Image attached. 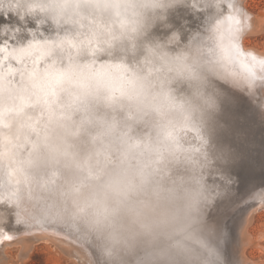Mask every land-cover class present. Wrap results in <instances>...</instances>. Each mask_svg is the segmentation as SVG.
<instances>
[{"label":"clouds","instance_id":"9594fccd","mask_svg":"<svg viewBox=\"0 0 264 264\" xmlns=\"http://www.w3.org/2000/svg\"><path fill=\"white\" fill-rule=\"evenodd\" d=\"M96 2L50 0L52 10L73 3L98 13ZM216 2L200 0L202 7H194L193 0H126L118 5L129 9L135 22L136 31L116 42L127 54L102 53L91 68L89 59L81 60L75 71L85 87L65 85L64 107L57 109L63 115L33 137L40 156L71 143L83 157L102 156L105 162L97 165L98 176H72L70 159L60 160V179L53 184L47 182L50 166L38 161L29 170L22 197L28 224L39 226L33 218L45 212L50 218H71L87 231L90 264H227L221 229L210 213L234 194L236 178L227 167L230 150L216 145L212 132L222 107L218 82L230 84L232 78L223 71L220 56L213 60L200 51L207 38L208 47L220 52L217 16L227 6L217 9ZM231 4L228 13L236 11L234 0ZM181 8L203 13L205 30L192 32L187 41L180 32L178 41L169 43L171 33L157 35L156 29L165 28L164 21ZM10 11L8 0H0V12ZM111 64L125 65L126 78L134 81L125 83L123 93L92 78ZM258 92L257 102L264 105V84ZM71 93L79 95L80 103H71ZM190 126L198 135L188 131ZM3 167L12 184L10 169L6 163Z\"/></svg>","mask_w":264,"mask_h":264},{"label":"snow or ice","instance_id":"6c2138e0","mask_svg":"<svg viewBox=\"0 0 264 264\" xmlns=\"http://www.w3.org/2000/svg\"><path fill=\"white\" fill-rule=\"evenodd\" d=\"M222 4L227 9L233 7L231 2L217 0L215 7L220 9ZM8 6L15 12L20 22L10 26H0V54H4V60L9 63L7 77L0 71V161H6L11 171L12 184L6 192H0V209L4 214L15 218L16 224H28L25 219L22 197L24 187L30 182L29 170L38 161L50 166L52 175L58 171L56 165L60 160L67 161L71 153L67 146L56 147L45 156L38 154L35 138H39L47 124L57 115V109L63 108L61 94L67 89L65 85L82 88L85 83L77 75L75 69L83 59H89L87 67L91 68L96 58L106 53L110 57L126 55V50L117 47V40L121 39L127 32H135V22L124 30L109 28L106 22L91 24L79 23L75 17L83 14L95 15L96 12L85 11L79 4L68 3L52 10L50 0H8ZM194 7H202L200 0H193ZM94 7L104 9L118 7L97 0ZM70 10L72 16L65 10ZM225 9V10H227ZM59 10L67 17L64 26L59 27L53 33L43 35L40 28L45 24H60L55 15L49 19L48 14ZM23 13V18H21ZM223 16L219 12L217 18ZM35 22L33 28H29V20ZM163 19V18H161ZM183 17L178 16L174 21H164V27L171 35L169 43H175L179 39V33L184 31ZM123 28V25L121 26ZM245 24L235 11L229 12L224 19H219L216 31L219 38L220 59L224 64L238 65L252 71L251 65L258 64L264 69V58L258 59L251 52L241 49L239 35L243 32ZM26 34V35H25ZM264 55V52H261ZM15 61L18 67H10ZM30 62V63H29ZM3 63V61H0ZM127 71L123 64H111L101 66L94 73L98 84L108 88L119 89L121 93L125 90V83L134 84L125 76ZM111 99V97H109ZM71 103H80V97L71 93ZM171 138L172 133H168ZM176 150H181L179 144ZM90 176H98L99 171L86 166ZM52 183L51 179L47 181ZM2 218V216H0ZM37 224L62 226L74 232L78 237L86 238V229L79 228L71 218L49 217L45 212L40 218H33ZM225 233H219L220 241ZM0 239L12 240L11 235L0 233Z\"/></svg>","mask_w":264,"mask_h":264},{"label":"bare ground","instance_id":"6f19581e","mask_svg":"<svg viewBox=\"0 0 264 264\" xmlns=\"http://www.w3.org/2000/svg\"><path fill=\"white\" fill-rule=\"evenodd\" d=\"M245 1L246 0H234V3L236 5L235 14H237L238 18L243 20V22L245 24V27L243 29L242 36H241V38L239 40V43H240V46L242 47L243 50L251 52L253 55H256L258 59H260L261 57H260L259 54L261 52H264V50L258 49L257 47H253V46H247L245 44V38H246V36L248 34L249 35L250 34L251 35H256V34L262 33L264 31V17H263V14H262V13H264V11H262V13L261 12L260 13H255L253 11L252 12L249 11L248 7L245 4ZM69 2H71V0H69ZM228 2H233V0H224V3H228ZM125 9H127V8H125ZM104 11H103V13L98 12L95 15H88V14H83V15L87 16L89 19L95 20L97 23H100L102 21L108 23L107 21L109 19H111V20L114 19V15H112L110 12H107V10H106V12H104ZM108 11H110V10H108ZM186 11L188 12V10H186ZM129 12H131V11L129 9H127L126 11H124V14H128ZM188 13H190V12H188ZM241 13H242V15H241ZM227 15H228V11L224 10L223 11V16H221L220 19L221 20L224 19V17L227 16ZM10 16H13V15H10ZM191 16H192L191 19L194 22L190 21V23H189V21L187 20L188 24L184 28V30L186 28L189 29L188 35L187 36L184 35V39L186 41L190 38L189 34L191 33V31L195 32V31H204L205 30V28H204V25H205L204 14L203 13H200L199 15L191 14ZM48 17H49V14H48ZM66 18L67 17H65V16H60L59 15V18L57 20H59L60 24L57 25L55 23V21H54L53 24H45V25H43L40 28L41 33L43 35H48L49 33H53L54 29L55 30H59V27L65 25ZM17 19H18L17 16H14L11 20H6V17L4 16L3 21L7 22V23H5L6 24L5 26H10V25H12L11 22H15V21H17ZM114 20H116V19H114ZM184 20H186V18H184ZM119 21H121V22L126 21V25H125V22H124V24H122L123 28L122 27L121 28H117V27H115L113 25H109V23L107 25H108L109 28L119 29L121 31L130 26V22L131 21L129 19L126 20L124 18L123 20L121 19ZM19 22L17 21L14 24H17ZM199 25H202V27H199ZM33 26H35V23L33 24ZM47 26L50 29H48ZM204 43L205 42L203 41L201 43V46H200L201 53L204 51V50L201 49V48L204 47V45H205ZM210 52L211 53L209 55H210L211 59L216 60V59L219 58V56H220L219 52H215L214 53L212 50ZM203 55H205V54L203 53ZM209 55H205V56H209ZM2 61H3L2 65H6V64L9 63L8 61L4 60V56L2 58ZM10 67L15 69L18 66L16 64H14V62H11ZM251 67H252V71L249 72L247 69L242 68V67H240L238 65L235 66V67H233V65H231V64H224L223 65V71L232 78L231 81H230V84H232L234 87H236V89H235L236 92H234V97H236V99L239 98L238 96L241 93V91H239V90H243L246 93L245 97L247 99L246 100L247 103L253 107L251 109V112H249L248 114H244V112L242 111L243 110L242 108H236L235 109L234 113H235V115H239L240 116L241 121H245V120L251 118V116H255V115H258V114L262 115L264 117V105H261L260 103L257 102V100H258L257 96L260 94L258 92V89H260L262 87V84H264V69H261L258 64H253V65H251ZM3 73H4L5 77H7V71H5ZM229 112H231V111H229ZM252 120L255 121L256 119H252ZM222 123L223 122H222V120H220V118L219 119L216 118L215 123H214V131L212 132V138H213L214 143L216 145L220 146L221 148L227 147V146L224 145L223 143L219 142V141H216V139L214 138V133H216L218 130H220V127L223 125ZM242 125H245V122ZM222 127H227V126L224 125ZM261 128H263V127L258 128L257 131L255 130V132H256L254 134V136H255V149H249V148L246 149V150L249 151L250 156L252 158L257 156L258 154L261 157L264 156V147H263L264 144L263 145L261 144L262 141L260 140V137L258 136V135H260L258 133L261 130ZM252 129H254V127ZM188 131H191L194 134L198 135V129H196L194 127L190 126L188 128ZM256 135H257V138H256ZM84 138H86V134H85ZM259 144H260V146H259ZM68 150L71 153V157H72V158H70V164L72 165V167L70 169H68V171H69V174L72 175V176H77V175L80 174V172L88 173V170H87L86 166H90L93 170H98L97 165L103 164L105 162L102 156H97L95 159H87V158L83 157L80 153H78L75 150V148L72 146L71 143L68 146ZM258 168H260V169L264 168L263 161H261L260 164H258ZM243 169H244V172H249L247 167H244ZM263 176L264 175H262V177ZM49 179H51L52 183L55 184L60 179V173L57 171L55 175H52V173L50 172L48 177H47V180H49ZM241 179H242V177H241ZM240 184H242V183H239L238 179H236L235 186L237 187ZM261 184L263 185L262 188H264V180L261 182ZM9 186H10L9 179H8V176L5 173V170H4V167H3V161H1L0 162V189H1L0 192H6ZM257 199L260 200L261 202H258ZM257 199L256 200L252 199V201H249V198L248 199H243V200L240 199L239 201H242V202L246 201V202L245 203L241 202L242 204L237 205V206L236 205L235 206L232 205L233 207H236L238 209L235 212L236 213L240 212L241 216L244 217V219H242L243 220L242 233H241L242 236H241L240 243L238 242L239 244L235 245V243H236L235 241L237 239H239L238 236L237 237L234 236L235 241H233L234 239H232V243H234L235 246L239 245L238 252L236 254L235 253L233 254L234 255L233 259H234V261H236V264H238L239 261L241 262V264H264V258L263 257H261L260 259H257V260H253V259H250L247 256L246 251H245L246 248L249 245L258 246L260 250L264 251V242H263L264 234L261 232L259 234L258 238L256 239L255 237L252 236L251 231L248 228L249 225L252 223L253 219L255 218V216H254L255 211H257L261 207L262 201H264V190H262V191L257 193ZM257 202H258V205L255 206V204H257ZM226 203H227L226 199L222 200L219 203L220 207L221 206H225ZM0 213H3L2 209H0ZM212 214H213V210L211 211L210 216ZM223 217H220V218H223ZM9 218H11V217L9 215H7V214H4V213L2 215V218H0V233H2L4 235H11L13 237V239L10 240V241L0 239V264L4 263L6 260H8L11 257L10 255L7 254V251H6L7 247H9L12 244H16V245L18 244L19 245V249H21V252H23L25 254L27 252V250L31 249L34 246L33 245L34 243L32 244V242H34V239L35 240L37 239V241H38L39 238H42V237L39 236L41 233H42V236L44 234H46L44 236H47V235L53 236L54 240L50 236L49 237L54 241V244H56L55 241H57V245H58L59 248H60L59 245L60 244L63 245V243H64L65 249L67 250V252L72 257L74 256V258H75V256H76L77 259H80L79 262H82L81 260H87V259H85V258L88 257V256H86V254H88V255L91 254L92 255L91 249L88 247V242L83 237H78V235L76 233H74V232L73 233H71V232L67 233L66 230H68V232H69V229H67V228H63L62 226H59V225L50 226V225H47V224H39V226H36L35 224H30V225H32V227H30L31 231H30V228L27 229L28 231H26V227H22V228L15 227V226H13L12 223H7L6 221H8ZM233 222H235V221H233ZM239 222H240V220H239ZM225 224L226 223H224L223 224L224 226L220 228L221 231H223L225 233L224 238L220 241L221 244H222L221 248H223V250H224V247H226V246H227V249H229L228 247L230 246V244L228 243V239L230 238V236H231V238H233V235L235 234V231H237V230H235L234 233H231V235L229 236L228 232H233V228H232V231H230L231 230V228H230L231 225L225 226ZM235 225H237V224H235ZM238 228L236 227V229H238ZM32 229H34V230H32ZM36 229L40 230L39 232H41V233H39V235H37L38 238H35L36 237L35 235L38 232V231H36ZM23 231H25V233ZM237 235H239V233H237ZM63 236H66V240L67 239L69 240V238L73 239V241H72L73 243H80V245L79 244L78 245L81 246L84 250L88 251V253H86V254L84 253L86 257H84L83 253H79L80 250H77V248L70 246L68 243H65L64 242L65 237H63ZM67 237H69V238H67ZM39 240H41V239H39ZM61 241H63V243ZM72 242H71V244H72ZM75 246H77V245H75ZM81 247H79V248L82 249ZM227 249H225V250H227ZM232 250H233V248H232ZM229 251H230V249H229ZM223 253H224V251H223ZM227 253H229V255H230V252L227 251ZM225 255H227V254H225ZM91 258L92 257H90V259ZM224 259H225V257H224ZM229 259H231V258H229ZM88 264H89V262H88Z\"/></svg>","mask_w":264,"mask_h":264},{"label":"rangeland","instance_id":"374dc122","mask_svg":"<svg viewBox=\"0 0 264 264\" xmlns=\"http://www.w3.org/2000/svg\"><path fill=\"white\" fill-rule=\"evenodd\" d=\"M245 4L248 7L249 11H251V12L253 11L255 13H260V12L262 13V11H264V0H246ZM186 10L187 9H184V8L179 9L176 13H174L172 15V17L170 18V22L174 21L178 16L186 18V20H188L189 23H190V21L194 22L191 19L192 13H188ZM262 14L264 17V13H262ZM184 21H181V22L183 23ZM14 23H16V21L11 22L12 25ZM34 23H35L34 21L29 20L28 27L30 29L33 28ZM199 27H202V25H199ZM168 32H169L168 29H165L162 27H159L156 29L157 35H167ZM192 32H194V31H191V33ZM188 33H189V29L186 28L184 30V35L187 36ZM190 34H189V36H190ZM203 41L205 42L204 43L205 45L203 48H201L202 50H204L201 54L204 53L205 55H209L211 53L210 52L211 49L208 47L207 38H204ZM245 44L247 46H253V47H257L258 49L264 50V31L262 33H259L256 35H251V34L249 35L248 34L245 38ZM207 57L210 58V55ZM13 62H14V64H16L18 66V64L15 61H13ZM3 69H5V71H7L6 67L2 68V70H1L2 72H3ZM218 84H219L220 89L223 92V96H222L221 111L216 114L215 120H216V118H218V119L220 118V120H222V122H223L222 126L225 125L227 127L221 126L220 130H218L216 133H214V138L216 139V141H219V142L223 143L224 145H226L228 147V149L230 150L231 158H230L228 165H227L228 170L230 171L231 175H233L236 179H238V182L242 183V184L238 185L237 187L235 186V192L233 195H231L229 198L226 199L227 203L225 206L220 207L219 203L222 200L217 202L216 206L213 209V214L211 215V218L217 223V225L220 226V228L224 226L223 225L224 223H226L225 226L231 225L232 227L230 226V228H231L230 231H232V228H233V232H228L229 236L231 235V233H234V231L237 230V231H235L233 238H231V236H230L229 239L231 241L228 239V243L230 244V246L228 248L230 249V251H229V249H227L226 245H225L226 247H224V250H223V248H221L222 244L220 242L221 251L223 250L224 253L227 254V255H225L222 251V254H224L223 257H225L227 264L228 263L229 264H236V261H234V259H233L234 258L233 254L234 253L236 254L238 252V249H239V245L238 246H235V245L239 244L241 241L242 223H243L242 219H244V217L241 216L240 212L236 213L235 211H237L238 209L236 207H233L232 205L237 206V205H240V204L246 202V201H243V202L239 201L240 199L243 200V199L249 198V201H252V199L256 200L257 199V193L264 190V188H262L263 185L261 184V182L264 180V176L262 177V175H264V168H262L263 170L258 168V164H260L261 161H263V165H264V159H263L264 156L261 157L258 154L257 156L252 158L250 156L249 151L246 150L247 148L255 149V136H254V134L256 133L255 130L257 131L258 128H260V127H263V128H261V130L259 131L258 134H260V135H258V136L260 137V140L262 141L261 144L262 145L264 144V117L262 115L258 114L255 116H251V118H249L245 121H241L240 116L235 115V113H234L235 109L236 108H242L243 109L242 111L244 112V114H248L249 112H251V109L253 108L246 101L247 100L245 97L246 93L243 90H239V91H241V93L238 96L239 98L236 99V97H234V92H236L235 91L236 87H234L232 84L230 85L226 82H218ZM229 111H231V112H229ZM252 119H256V120L253 121ZM244 122H245V125H242ZM253 127H254V129H252ZM256 138H257V135H256ZM259 146H260V144H259ZM263 147H264V145H263ZM5 163H6V161H3V165ZM242 167L243 168L247 167L249 172H244V169ZM241 177H242V179H241ZM258 202H261V201L258 200ZM258 202H257V204H255V206L258 205ZM258 210L255 211V213H254L255 218L253 219L252 223L248 227L249 230L251 231L252 236L255 237L256 239L258 238V236L261 232L264 234V201H262V205ZM10 217L11 218H9L8 221H6V222L12 223L13 226H15V227H20V228L26 227V231H28L27 229L32 227V225H30V224H28V225L16 224L14 217H12V216H10ZM220 217H223V218H220ZM239 220H240V222H239ZM233 221H235V222H233ZM235 224H237V225H235ZM236 227L237 228L239 227V228L236 229ZM32 230H34V229H32ZM30 231H31V228H30ZM36 231H38V232L36 233L35 238H38L37 235H39V233H41V232H39L40 230H38V229H36ZM23 232L25 233V231H23ZM66 232L70 233L71 231L69 230V232H68V230H66ZM236 232L239 233V235H237ZM71 233H73V232H71ZM44 235H46V234H44ZM44 235L42 236V233L39 235L40 237H42V238H39L41 240L38 239L39 242L37 241V239L36 240L34 239V242H32V244L34 243L33 244L34 246L31 249L27 250V252L25 251L26 252L25 254L23 252H21V249H19L18 244L17 245L12 244L9 247H7V250H6L7 254L10 255L11 257L2 264H88V262L90 264V260L92 259V258L90 259V257H92V255L90 254L91 255L90 256V255L86 254V253H88V251L84 250L81 246H79L80 243H73L72 242L73 239H70L69 237H67V238H69V240L67 239L68 240L67 241L66 236H63V237H65V240L63 239L65 243H68L70 246L77 248V250H80V252L78 251L79 253H83V254L85 253L86 256H88L87 258H85L87 260H81L82 262H79L80 259H77L76 256H75V258H74V256L72 257L67 252V250L65 249V245H64L63 241H61V242L63 243L64 246L62 244H60L59 245L60 248H59L57 245V241H55L56 244H54L53 236L47 235L48 236L47 237ZM49 236L51 238H53V240ZM234 236L235 237L238 236L239 239L236 238L237 240L235 241ZM232 239H234L233 241L236 242L235 245H234V243H232ZM71 242H72V244H71ZM263 242H264V240H263ZM75 245H77V246H75ZM78 246L81 247L82 249H80ZM232 248H233V250H232ZM225 249H227V250H225ZM227 251L230 252V255H229V253H227ZM245 251H246L247 256L250 259L257 260V259H260L261 257L264 258V251L260 250L258 246L249 245ZM85 254H84V257H86ZM229 258H231V259H229ZM239 263L241 264L240 261H239Z\"/></svg>","mask_w":264,"mask_h":264},{"label":"water","instance_id":"95a60500","mask_svg":"<svg viewBox=\"0 0 264 264\" xmlns=\"http://www.w3.org/2000/svg\"><path fill=\"white\" fill-rule=\"evenodd\" d=\"M109 2L111 3H114V4H117V5H121V4H124L126 1L125 0H109ZM107 12H110L112 15H114V19L116 20H111L109 19L107 22L109 23V25H113L117 28H121V25L124 24L125 22V25H126V21L124 22H121L119 20H123L124 18L126 20L130 19V16L132 15L131 12H129L128 14H124V11H126L127 9H125L124 7H114V8H111V9H106ZM106 10L104 12H106ZM110 10V11H108ZM65 12H68V15L69 16H72V13L70 10H65ZM10 15H13V16H10ZM55 15L56 19L59 18V15L60 16H65L64 13L60 12L59 10L55 11L54 13L53 12H50L49 13V19H52V16ZM4 16L6 17V20H11L14 16H17V21L19 22L20 21V18L19 16L15 13V12H8L7 14H4L3 12H0V26L2 25H6L5 23L7 22H4L3 21V18ZM66 17V16H65ZM67 19V18H66ZM75 19L79 22V23H86V24H91V22L93 23L94 20L92 19H89L87 16H77L75 17ZM118 19V20H117ZM31 20V19H30ZM16 21V22H17ZM61 21V20H60ZM54 23V21H53ZM52 23V24H53ZM107 23V24H108ZM113 23V24H112ZM48 29H50L48 26H47ZM4 54H0V60L2 61V58H3ZM0 71L2 70V68H5L4 65H2V63L0 64ZM7 69V68H6ZM3 72H5V69H3ZM1 162V161H0Z\"/></svg>","mask_w":264,"mask_h":264}]
</instances>
